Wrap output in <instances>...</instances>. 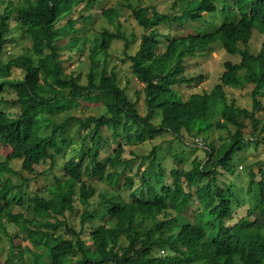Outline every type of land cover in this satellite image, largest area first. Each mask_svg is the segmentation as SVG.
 <instances>
[{"label": "trees", "instance_id": "16d2710c", "mask_svg": "<svg viewBox=\"0 0 264 264\" xmlns=\"http://www.w3.org/2000/svg\"><path fill=\"white\" fill-rule=\"evenodd\" d=\"M81 1L0 0V91L8 87L17 93L12 102L0 99V244L7 239L5 264H31L25 256L33 248L45 250L34 264H264V170L260 180L250 171L248 192L258 194V202L241 218L235 217L241 206L236 184L226 177L235 174L238 152L251 149L252 143L264 147V40L258 52L251 49L256 34L264 37V0H177L170 13L161 14L155 6L134 10L138 25L149 33L134 55L128 51L137 37L125 38L124 56L144 85L146 115L107 60L99 82L95 71L87 83L82 74L66 73L73 50L88 45L79 34L89 28L91 18L83 13L73 17ZM99 11L110 24L120 19L119 9L106 3ZM80 20L84 26L76 28ZM189 21L192 33H170L174 24ZM18 36L19 41L28 38L32 49L6 63L4 45L14 44ZM122 36L119 28H104L91 55L109 57L112 43ZM217 44L228 57L241 60L227 59L214 88L185 101L177 87L204 80L203 75L189 79L184 74L187 57L208 53ZM65 51H70L68 58H63ZM14 67L25 68L22 79H9ZM228 87H250L253 108L230 103ZM6 103L19 111L3 110ZM72 111L65 120L56 119ZM71 122L77 132L86 133L68 149ZM104 126L113 129L114 138L126 132L129 141L164 133L175 134L180 142L186 134L206 139V157L195 158L191 169L179 165L168 171L160 163L159 170L146 168L135 176L128 170L137 161L141 167L150 160L156 170L159 149L126 159L120 144L101 159ZM216 132L222 145L212 139ZM183 154L175 155L177 163L184 164ZM44 165L55 181L29 197L24 173L44 174L38 170ZM91 176L110 187L98 192L84 180ZM75 217L79 228L70 223ZM24 242L29 244L23 247Z\"/></svg>", "mask_w": 264, "mask_h": 264}, {"label": "rangeland", "instance_id": "374dc122", "mask_svg": "<svg viewBox=\"0 0 264 264\" xmlns=\"http://www.w3.org/2000/svg\"><path fill=\"white\" fill-rule=\"evenodd\" d=\"M107 8H118L120 19L115 21L114 24H110L108 19L105 16H101L98 13H94L92 10V6L90 4H86L85 1H81L80 8H85L88 14L93 13V18L86 23V26L89 27L85 32L80 33L81 41L84 39H88V45L83 46L80 45L76 49H74V57L68 60L65 65L67 66L66 73H76L82 74V82L87 83V77L91 71H95L96 73V82H99L100 77L102 75V70L105 65V61L107 60L108 66L110 69H114L118 73V77L120 78V83L123 88L127 89L128 95L131 97L133 101L138 102L139 111L146 115L147 106L145 104V95L143 93L144 85L141 84L133 75L131 69V62L124 56L125 52V44L126 41L124 38H127L129 41L133 40L137 37L133 42H131L129 54L134 55L140 49L141 38L146 32L143 28L138 25V21L135 20L134 10L140 9L142 7H153L155 6L161 14L170 13L172 11V5L177 0H106ZM179 3V2H177ZM128 4H132V7H129ZM180 8V4H179ZM178 10V9H177ZM179 11V10H178ZM76 18V16H73ZM193 23V22H192ZM191 21L184 22L183 24H174L170 33L176 34L177 36L187 35L188 33H192ZM199 24V23H197ZM84 26V22H79L76 27L82 28ZM104 28L109 29L112 32H116L117 28L124 32L123 37L121 39L115 40L111 48L109 49V57H105L102 53H95L91 55V51L95 46V40L100 38ZM160 31L166 32L165 25H161ZM21 36H18L14 41V44L4 45L2 58L4 61H9L13 58H17L18 56L24 55L28 53L32 48L31 42L28 38H24V40H18ZM87 37V38H86ZM264 37L256 34V37L253 39V47L251 48L255 52H258L263 43ZM83 49V52H80L78 49ZM164 48V45L161 46ZM70 51H65L63 53V58H68ZM228 57L225 54V50L222 45L217 44L213 46V48L208 53H199L194 57H187L184 66L185 72L184 74L188 76L189 79L194 77H198L203 75L204 80L200 83L193 82L190 83L189 86L180 85L178 86V92L182 95L183 99L186 101L189 97L194 93H201L204 91H210L214 88V86L219 82L222 72L224 71V63L227 59H231L234 62H238L241 60L239 56L229 55ZM9 79H22L24 77V73L22 69L18 67H14L10 72ZM141 92L140 95L137 92ZM16 91L14 89H10L8 87L4 88L3 91H0V99H8L12 102L16 98ZM227 97L229 102L233 101L236 104L243 108L252 109L253 108V98L251 96L250 87L246 88H227ZM19 111V108L14 106L12 103H6L2 105L3 110ZM95 109V107H92ZM65 113L63 116H59L56 119L58 121L65 120L70 114ZM101 112V108L94 113L99 115ZM80 113L79 111L77 112ZM76 113V114H77ZM264 114V113H263ZM249 123V121H248ZM69 129L67 130L68 139L66 141V145L69 147L75 141H81V139L85 136L86 131L77 132V125L74 122H71ZM235 130V129H234ZM251 129L248 128L246 130V136L249 138L251 135ZM123 134L121 137L114 138L113 129L108 127H103L101 135L104 137V142L102 143V147L100 148V158L103 159L107 156H111L114 153L115 148L118 145L122 144L125 147L124 157L126 159L133 158L136 156H144L149 155L154 147L159 149L158 151V159L155 161L156 170L154 165L150 163V160L145 161L144 164L139 167V161L133 163L129 168L128 172L135 174L138 176L140 171L145 170L146 168H151V171L159 170L158 166L161 163L165 168L169 171L176 166L187 167L191 169L193 167V161L195 158L204 159L206 157V152L204 150V142L201 143V139L196 138H188V134H186L185 142H180V138H177L175 134L172 133H164L160 136H157L155 139H147L144 142H138V140L129 141L127 138V133L121 131ZM219 132H216L212 135V139H214L218 145H222L223 139L219 138ZM226 135V132L223 133ZM185 135V134H184ZM205 139V138H204ZM206 141V139L204 140ZM204 146V147H203ZM68 151V150H67ZM184 151L182 156V160L184 164H179L175 161V155ZM261 162V163H260ZM235 165V174L226 175L228 181L234 182L236 184L237 191V199L239 204L241 205L238 212L235 214L236 218H241L246 216V210L250 207H255L258 202V194L253 192L249 194V185H250V171L253 168V171L256 173V179H261V171L264 170V147H257L254 143L251 144V149L244 150L242 152H238L235 156V160L233 161ZM46 165L40 166L38 170L44 171V174H40L38 172L34 173H24L25 189L29 194V197L40 192V190L44 191L47 187H49L52 182L55 181V178L50 174H47ZM20 163L16 164V169L22 171ZM125 166H121L120 169H124ZM172 176H168L166 181L168 183H172ZM137 179V178H136ZM85 181L91 183L95 186L98 192H104L109 186L107 181H102L99 177L91 176L85 177ZM155 185V182H153ZM255 193V195H254ZM28 196H25V201H28ZM98 200L97 197H94L93 201ZM96 204V202H95ZM79 206V204H78ZM80 208H82L80 206ZM22 210L21 207H17L16 211ZM70 223L75 227H80V220L75 217L72 219ZM29 243L24 242L23 247H26ZM34 253H26L25 258L31 264H34L35 259L37 258V254L45 257L44 249H35L33 248ZM20 252L19 250L16 253ZM8 241L4 238L3 242L0 244V264H5L8 259ZM92 258H97L98 256L94 254L89 255Z\"/></svg>", "mask_w": 264, "mask_h": 264}, {"label": "clouds", "instance_id": "9594fccd", "mask_svg": "<svg viewBox=\"0 0 264 264\" xmlns=\"http://www.w3.org/2000/svg\"><path fill=\"white\" fill-rule=\"evenodd\" d=\"M83 1H85L86 2V4H90L91 6H92V10H93V12L94 13H98V14H101V12L99 11V7H100V5H102L103 3H107V2H105V1H103V0H101L102 2L101 3H94V2H90V0H83ZM81 3V2H80ZM80 3L76 6V17H80V15L83 13L84 15H86L89 19L91 18H93V13H90V14H88L87 12H86V9L85 8H80L79 6H80ZM102 17H103V15H101ZM107 18V17H106ZM80 21H82V20H80ZM123 32V31H122ZM123 35H124V32H123ZM121 38H124L123 36L121 37ZM120 38V39H121ZM125 39V38H124ZM125 41H126V39H125ZM127 42V41H126Z\"/></svg>", "mask_w": 264, "mask_h": 264}, {"label": "bare ground", "instance_id": "6f19581e", "mask_svg": "<svg viewBox=\"0 0 264 264\" xmlns=\"http://www.w3.org/2000/svg\"><path fill=\"white\" fill-rule=\"evenodd\" d=\"M77 28V27H76ZM76 34V33H75ZM20 69H22V71L25 69V68H20ZM23 73H24V76H25V71H23ZM199 139H201V143L202 142H204V140L202 139V138H199ZM205 145V144H204Z\"/></svg>", "mask_w": 264, "mask_h": 264}]
</instances>
